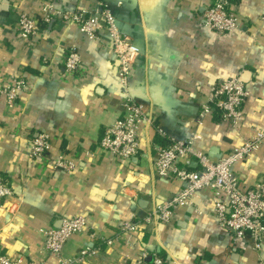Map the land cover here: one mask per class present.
<instances>
[{
	"label": "crops",
	"instance_id": "obj_1",
	"mask_svg": "<svg viewBox=\"0 0 264 264\" xmlns=\"http://www.w3.org/2000/svg\"><path fill=\"white\" fill-rule=\"evenodd\" d=\"M42 1L0 0V90L20 72L27 82L13 107L0 93V182L15 191L14 198L0 200L2 252L59 264L47 251L45 231L62 218L84 216L87 229L64 247L66 257L88 246L96 250L79 264H137L145 251L160 253L168 264H264V248L234 241L219 225L208 192H201L193 206L176 208L166 225L142 226L134 234L121 231L132 215L143 217L182 186L156 174L157 144L198 135L195 150L219 158L264 131V0H231L241 27L225 35L198 24L214 0H107L140 49L128 92L155 122L140 124L139 155L121 162L99 147L104 129L122 117L127 98L108 34L86 39L74 24L42 25L47 30L30 49L16 25L22 12L41 18ZM93 1L64 4L90 7ZM74 45L87 73L80 79L56 77L44 57L52 55L63 72L61 61ZM238 74L249 91L242 124L228 127L214 109L201 118L213 85ZM37 132L53 139L51 158L70 154L76 169L55 170L31 159L29 143ZM234 171L244 191L264 181V144Z\"/></svg>",
	"mask_w": 264,
	"mask_h": 264
},
{
	"label": "built area",
	"instance_id": "obj_2",
	"mask_svg": "<svg viewBox=\"0 0 264 264\" xmlns=\"http://www.w3.org/2000/svg\"><path fill=\"white\" fill-rule=\"evenodd\" d=\"M65 0H43L41 18L21 13L17 21L18 37L27 43L30 49L40 43L42 33L54 23L60 25L74 24L86 39H97L105 31L107 39L112 43L120 63L118 73L125 86L126 101L121 118L104 129L99 147L108 153L114 162L130 161L140 152V124L143 121L154 125V117L149 115L143 103L128 92L129 78L133 72L135 57L140 49L133 40L121 29L116 9L107 0H94L90 7L76 4L69 8ZM47 28L42 29L39 23ZM199 26L219 35L233 34L240 30L238 15L232 9L231 0H214L213 4L204 9L198 20ZM45 64L56 77L63 79L73 76L84 77L83 66L78 45L65 52L61 61L64 71L60 72L52 55L44 57ZM12 82L4 86L0 93L4 95L8 107L16 105L20 95L27 90V82L22 72L12 78ZM249 96L245 78L242 74L217 81L203 105L200 117L210 113L213 106L221 111V121L228 127L237 128L244 120V104ZM161 133V130L158 129ZM199 138L193 135L190 139H173L166 144L156 145L155 171L163 179L179 180L182 186L170 198L160 201L143 217L132 215L131 219L121 225L123 233L134 234L141 227L158 228L170 223L173 211L180 206H193L201 192H208L212 199L213 216L219 225L226 230L234 241H247L261 251L264 248V181H260L247 191L241 188V179L235 173L236 163L245 161L262 144L264 131L254 133L229 153L213 158L209 154L195 150L194 141ZM54 141L49 134L37 132L31 136L29 156L33 160L46 161L52 169L72 172L77 167V160L67 153H60L51 158ZM15 197L14 189L0 182V200ZM84 216L65 217L45 231L46 248L49 255L58 259L59 264H79L94 255L93 247H84L78 255L66 257L64 247L69 239L87 229ZM90 237H96L90 233ZM113 240L109 239L108 244ZM0 264H45L27 260L23 255H7L0 247ZM137 264H168V259L158 252H143Z\"/></svg>",
	"mask_w": 264,
	"mask_h": 264
},
{
	"label": "trees",
	"instance_id": "obj_3",
	"mask_svg": "<svg viewBox=\"0 0 264 264\" xmlns=\"http://www.w3.org/2000/svg\"><path fill=\"white\" fill-rule=\"evenodd\" d=\"M39 23H40V25L42 26L43 24V22H42V20H39ZM44 26V25H43ZM46 26V25H45ZM213 109H214V111L217 113V115H219V117L221 118V111L219 110V108H217L216 106H213Z\"/></svg>",
	"mask_w": 264,
	"mask_h": 264
}]
</instances>
